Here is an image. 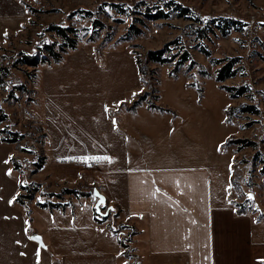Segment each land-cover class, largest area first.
Wrapping results in <instances>:
<instances>
[{
    "label": "rangeland",
    "instance_id": "1",
    "mask_svg": "<svg viewBox=\"0 0 264 264\" xmlns=\"http://www.w3.org/2000/svg\"><path fill=\"white\" fill-rule=\"evenodd\" d=\"M22 1L31 6L29 11L25 9L24 14L15 18H0V66L11 69L5 80L7 84L0 86V115L6 114L8 118L0 124V130L24 135L17 146L14 144L13 154L21 167L19 170L11 168L8 175L29 188L19 189L16 196L21 195L20 202L29 207L38 237L45 240L54 237L53 228L59 223V209L52 212L38 206L39 202L65 201L71 205L69 199L74 197L72 204L86 210L89 201L84 193L63 195L62 200L49 195L62 193L65 182L75 186L90 181L82 168L101 161L90 155L93 145L88 136L102 128L118 126L117 111L121 107L126 110V104L137 94V98L145 99L147 104L166 109H153L156 112L170 114L166 118L170 123L160 122L153 136L144 134L141 143L146 151L151 145L152 151L158 154L170 152L163 137L171 132L175 117L190 116L202 130L207 155L225 166L221 181L225 188L233 187L234 206L262 222L257 228L260 227L264 237V0ZM168 1L180 2L204 22L226 17L244 26L226 36L219 32L209 34L208 40H204L211 53V57H207L199 47L194 48L195 36L188 34L190 30L186 26L192 21L177 17L176 13L168 19L151 21L139 12L147 6L162 7ZM110 4L122 5L127 13L118 14ZM98 18L104 24L99 30L93 25ZM52 25L75 29L79 37L77 48L64 54L57 63H40L37 72L20 65L17 61L23 54L36 53L45 43H56L58 50L63 41L48 29ZM133 25L140 30L138 34L134 33ZM129 34H132L131 40L118 41ZM179 38L178 49L182 44L188 48L197 65L189 71L186 64L179 68L178 76L173 77L169 75V65H154L147 54ZM134 54L141 67H145L141 77ZM222 58L235 60L237 69L236 76L223 84L236 88L245 86L248 92L243 96L231 99L214 80L219 66H215L212 59ZM31 74L35 75L34 79H30ZM17 84L26 86L27 92L15 90L12 97L10 92ZM133 104L128 110L135 114L136 108L131 109ZM229 106L238 108L231 121L226 113ZM245 106H253L256 112H243ZM39 128L46 138H42ZM228 138L250 144L240 147L232 143L225 147ZM94 147L97 149L99 144ZM67 151L73 156L62 159L61 165L59 153ZM39 155H44L46 161L42 169L34 172ZM229 162L231 166L226 165ZM81 175L85 176V181L76 180ZM78 189L77 186L75 190ZM25 195H31L32 199H25ZM102 212L121 238L125 257L135 264L128 247L133 231L116 219V210L103 208ZM227 252H231L229 247Z\"/></svg>",
    "mask_w": 264,
    "mask_h": 264
},
{
    "label": "crops",
    "instance_id": "2",
    "mask_svg": "<svg viewBox=\"0 0 264 264\" xmlns=\"http://www.w3.org/2000/svg\"><path fill=\"white\" fill-rule=\"evenodd\" d=\"M24 11L20 0H0V18ZM131 103L117 111L118 126L88 136L90 155L101 161L82 168L90 181L65 182L66 188L78 186L87 195L86 210L69 199L71 205L59 209L54 237L41 238L42 244L32 238L33 219L28 230L25 210L15 202L19 183L8 175L15 145L2 142L0 135V264H131L111 222L96 220L94 189L105 195V209L116 210V219L133 231L128 247L135 264H228L229 259L231 264H264L261 221L237 213L233 187L221 181L225 166L207 155L199 125L178 115L163 137L171 151L161 155L151 145L146 151L142 138L153 136L160 122L170 123V114L144 101L134 114L128 110ZM71 156L59 153V163Z\"/></svg>",
    "mask_w": 264,
    "mask_h": 264
},
{
    "label": "trees",
    "instance_id": "3",
    "mask_svg": "<svg viewBox=\"0 0 264 264\" xmlns=\"http://www.w3.org/2000/svg\"><path fill=\"white\" fill-rule=\"evenodd\" d=\"M20 2L25 7L26 10L29 11L31 9V6H29V4H27L26 2L21 1V0ZM109 6L110 7L112 6L113 10L117 12L118 14L122 15V14L127 13V9H124L122 5L110 4ZM139 12L143 13V16H145L146 19L151 20V21H156V20H161V19H166V18L168 19L170 15L173 13H176L177 17L192 21L193 23H190L186 26V29L190 30L188 34L190 36H195L193 42H196V45L194 46V48L199 47V50L201 51V53H203L207 57H211V53L207 49V46L205 45L204 40L206 39L208 40L209 34L217 35V32H219L221 36H226L232 30L239 31L244 26L242 22L231 19V18H226V17H216V18H212L204 22L199 17H195L190 8L184 7L180 4V2L177 3L175 1H168L164 3L162 7L147 6L143 9V11H139ZM88 13L91 14L90 12ZM93 25L95 28H98V30L104 26L103 22L99 18L93 21ZM48 29L51 32L56 33V35L60 37L61 40L63 41L62 44H60V46L58 47V50L55 49L56 43H51V42L45 43V45L41 46L39 48V51H37L36 53L32 55L23 54L22 58L17 61L19 62L20 65L23 64V65L29 66L32 68L34 72H37L36 70L40 63H45V62L46 63H50V62L57 63L59 62V60L63 58L64 54H67L69 51L75 50L77 48L78 43H79V40H78L79 37L75 29L67 28V27H60V26L58 27V26H53V25L50 26V28ZM132 29L135 30L134 33L136 34L140 32V30L136 29L134 25L132 26ZM131 35L132 34H129L128 36L125 35L124 37L118 39V41H129L131 40ZM180 43L181 42L179 38V39H176V40H173L167 43V45L163 49H160L157 51H149L147 54V59L154 65L155 64L169 65L171 67L169 71V75L173 77H177L179 68L186 64L188 66L186 70L191 71L197 64L194 61L189 49L186 48L183 44L181 45L180 49H178L179 48L178 44ZM134 58L137 64L139 75L141 77V74L145 72V67L144 68L141 67L140 60L136 54H134ZM234 62L235 60H224L223 58L222 59H212V63L215 66H219V68L217 69L215 73L214 80L218 84H220V87L229 94V97L231 99H235L240 96H243V94H246L248 92V88H246L245 86L236 88V87H229L223 84L224 81L234 78L236 76L237 69H235L234 67L235 66ZM10 71L11 69L9 66H0V86L7 84L5 83L6 82L5 80L6 78L9 77ZM34 74H31L32 76H30V79L35 78ZM15 90H21V91H24L25 93L27 92L26 86H24L23 84H17V85H13V88L10 92V96L12 97L14 96ZM142 101H145V99L137 98V101L134 102L133 106H131V109L134 110ZM148 107L155 109V110H159V111H166V109L162 107H158L153 104H148ZM236 109L238 108H234L231 106L227 108L226 113H227V119L229 121H231V116L233 115L234 111H236ZM242 110L243 112H246V113L256 112L253 106L252 107L245 106ZM7 119L8 118L6 114L1 113L0 124L6 122ZM40 132L42 133V138L47 137V135L43 132L41 128H39V133ZM3 134H6V136ZM0 135H1L2 142L7 143V144L8 143L16 144V146L24 138V135H21L18 132L10 131V132L5 133L4 129L0 130ZM229 139L230 138L226 140L223 146L226 147L228 144L233 143V144L240 145V147H243V146L250 144L248 141H245V140L237 139V140L231 141ZM40 142H41V145H43L42 140ZM15 160L16 159L12 156L10 158V163L12 165L13 170H19L21 165ZM45 161H46V157L44 155H41V156L39 155L37 161L35 162L34 172H37V170L42 169ZM19 189L28 190L29 188L19 185ZM63 195L79 196V195H82V193H80V191L75 190V189L64 188L62 189V193H59V194L51 193V195L49 196L50 197L55 196L59 198V200H62ZM20 197L21 195L16 196L15 202L23 206L25 210V216L27 219V223H28L27 225L28 230H30L29 225L32 220L30 209L26 205L25 202H22V203L20 202ZM24 198L28 200L32 199L31 195H28V196L25 195ZM38 206L45 208V209H49V210L65 209V207L68 206V203H66L65 201L64 202L49 201V202H39ZM237 213L243 214L244 211L237 208ZM96 220L98 222H103L106 220V217L105 215L99 216L96 214ZM120 244L123 246V243L121 242V240H120ZM124 256H126L125 252H124Z\"/></svg>",
    "mask_w": 264,
    "mask_h": 264
},
{
    "label": "water",
    "instance_id": "4",
    "mask_svg": "<svg viewBox=\"0 0 264 264\" xmlns=\"http://www.w3.org/2000/svg\"><path fill=\"white\" fill-rule=\"evenodd\" d=\"M92 196L95 199V212L97 215L102 216L104 215L102 212V209L105 208L106 205V198L105 195L101 194L97 189H94L92 192ZM33 240L37 241L38 243L42 244L41 237H38L37 235L32 236Z\"/></svg>",
    "mask_w": 264,
    "mask_h": 264
}]
</instances>
